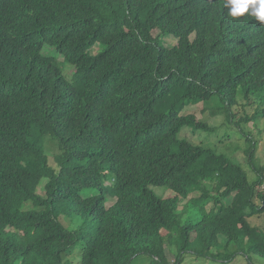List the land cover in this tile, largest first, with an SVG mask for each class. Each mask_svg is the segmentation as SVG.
Listing matches in <instances>:
<instances>
[{
    "label": "trees",
    "instance_id": "trees-1",
    "mask_svg": "<svg viewBox=\"0 0 264 264\" xmlns=\"http://www.w3.org/2000/svg\"><path fill=\"white\" fill-rule=\"evenodd\" d=\"M225 2L0 0V264H264V165L241 126L264 129V24ZM199 103L238 127L248 171L182 136L214 131L183 114Z\"/></svg>",
    "mask_w": 264,
    "mask_h": 264
},
{
    "label": "rangeland",
    "instance_id": "rangeland-1",
    "mask_svg": "<svg viewBox=\"0 0 264 264\" xmlns=\"http://www.w3.org/2000/svg\"><path fill=\"white\" fill-rule=\"evenodd\" d=\"M156 34V33H154ZM163 44L167 47H171L175 44V40L173 38H165L163 39ZM99 51L98 45L94 46L92 50V54H96ZM43 53L47 55H55V51L50 47H45L43 49ZM58 62L61 64L63 59L58 55L56 56ZM70 66L65 64L61 66L62 72L64 76L70 77ZM213 105V104H211ZM246 103L240 102L237 112V119L240 120V117L244 116V112L248 114V116H252L254 114V106L253 107H245ZM211 110V108H209ZM207 109V107L203 103H199L194 106L187 107L183 114H192L199 121L209 123V125L214 129L211 133H192L189 130H185L182 134L183 137L189 139L194 144H202L206 147H212L218 152H222L226 155L234 157L239 163L248 171L247 158L245 155L246 143L244 140H241L236 135V130L238 127L236 125H227L225 123V117L223 115L212 116L211 112ZM244 127V130L249 132V137L257 142V152L256 157L260 161L262 165H264V129L262 123L260 121H249L246 125L241 124ZM46 154L52 158L54 155L58 154V149L56 146L50 144V142L46 143ZM250 176L253 177V174L250 173ZM45 180H43L38 188L37 193L43 194ZM155 193L161 191L159 188L153 189ZM187 218V215L184 216V220ZM251 225H255L263 229L264 231V214L257 218H251ZM237 259L230 264H249V262L241 255L236 257ZM168 261L169 264L174 263V256L168 253ZM254 261L263 264V260L252 258L251 263ZM205 258H200L195 255H185L183 258L182 264H211ZM135 264H150V260L143 256L138 257L135 260Z\"/></svg>",
    "mask_w": 264,
    "mask_h": 264
},
{
    "label": "clouds",
    "instance_id": "clouds-1",
    "mask_svg": "<svg viewBox=\"0 0 264 264\" xmlns=\"http://www.w3.org/2000/svg\"><path fill=\"white\" fill-rule=\"evenodd\" d=\"M230 17H241L249 13L264 24V0H226L225 5Z\"/></svg>",
    "mask_w": 264,
    "mask_h": 264
}]
</instances>
